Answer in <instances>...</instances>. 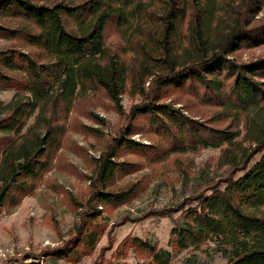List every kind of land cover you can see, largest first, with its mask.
Segmentation results:
<instances>
[{
    "label": "trees",
    "instance_id": "1",
    "mask_svg": "<svg viewBox=\"0 0 264 264\" xmlns=\"http://www.w3.org/2000/svg\"><path fill=\"white\" fill-rule=\"evenodd\" d=\"M263 7L264 0H0V36L15 41L0 48V89L15 90L0 109V215L34 195L56 166L71 115L90 92L105 93L125 121L90 158L89 196L73 199L76 224L61 244L42 250L46 264L78 262L96 250L110 212L145 191V179L123 181L145 162L223 145L221 164L236 170L223 186L181 204L170 243L184 250L216 240L227 264H264V55L241 61L235 54L264 43ZM112 25L133 36L132 61L108 43ZM175 90L243 116L249 145L236 140L238 127L186 113L173 102ZM127 92L141 97L128 112ZM85 128L100 137L99 128ZM140 133L150 142L136 140ZM129 243L153 264L172 259V250L148 240Z\"/></svg>",
    "mask_w": 264,
    "mask_h": 264
},
{
    "label": "rangeland",
    "instance_id": "2",
    "mask_svg": "<svg viewBox=\"0 0 264 264\" xmlns=\"http://www.w3.org/2000/svg\"><path fill=\"white\" fill-rule=\"evenodd\" d=\"M52 1V0H49ZM257 20L264 19V7ZM110 46L120 53L126 52L132 61V39L122 36L112 25L107 32ZM15 44V41L0 36V48ZM28 48V47H26ZM238 60H251L264 55V43L246 46L236 53ZM149 79L145 86L149 85ZM14 89H0V109L10 102ZM173 102L183 106L186 113L197 119L208 121L217 127L232 125L242 131L236 140L244 142V117L235 119L230 111L221 107L201 103L193 93L175 90ZM141 100L140 94H123L122 106L129 111ZM71 115V124L62 156L56 166L48 172L36 193L27 196L18 206L3 211L0 215V264H46L39 254L42 250L55 247L65 240L77 221L73 199L85 203L89 196L91 157L100 151L125 123L123 116L113 108L102 91L90 92L89 96L77 103ZM93 112L107 121L99 125L88 117ZM31 118L29 123H32ZM141 123V121H139ZM99 128L100 137L85 128ZM136 140L150 141L141 133ZM248 146V142H244ZM226 145L219 148H202L195 152L173 154L165 161L150 164L145 162L141 170L130 174L123 181L146 180V189L130 204L120 206L110 212L109 227L97 245L96 250L78 262L65 260L48 261L49 264H153L148 253H139L132 244L124 242L132 237L148 240L158 247L172 250L168 264H227L228 258L220 250L216 240H211L198 248L177 250L171 245V232L180 217L181 204L192 202L198 192L221 184L233 171L232 166L222 165ZM259 157L257 154L253 160ZM126 158L138 159L133 155ZM252 160V161H253ZM30 254V255H27ZM23 262V263H21ZM44 262V263H43Z\"/></svg>",
    "mask_w": 264,
    "mask_h": 264
}]
</instances>
